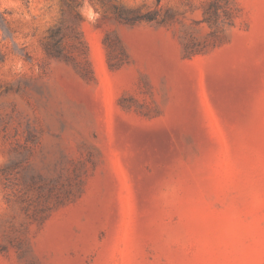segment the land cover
I'll return each mask as SVG.
<instances>
[{
	"label": "rangeland",
	"instance_id": "1",
	"mask_svg": "<svg viewBox=\"0 0 264 264\" xmlns=\"http://www.w3.org/2000/svg\"><path fill=\"white\" fill-rule=\"evenodd\" d=\"M0 264H264V0H0Z\"/></svg>",
	"mask_w": 264,
	"mask_h": 264
}]
</instances>
